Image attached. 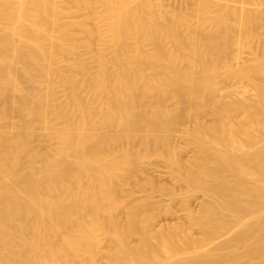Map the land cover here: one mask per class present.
Instances as JSON below:
<instances>
[{
    "label": "bare ground",
    "instance_id": "1",
    "mask_svg": "<svg viewBox=\"0 0 264 264\" xmlns=\"http://www.w3.org/2000/svg\"><path fill=\"white\" fill-rule=\"evenodd\" d=\"M262 31L264 0H0V264H264ZM152 157L181 194L127 189Z\"/></svg>",
    "mask_w": 264,
    "mask_h": 264
},
{
    "label": "rangeland",
    "instance_id": "2",
    "mask_svg": "<svg viewBox=\"0 0 264 264\" xmlns=\"http://www.w3.org/2000/svg\"><path fill=\"white\" fill-rule=\"evenodd\" d=\"M185 3H184V1H178V2H175V3H171V6H175V7H179V6H183ZM249 7V6H248ZM262 32H264V31H262ZM262 34H264V33H262ZM249 54H248V52H246L245 54H243V57L244 58H246V59H248L249 58ZM243 58V59H244ZM245 60V59H244ZM240 89L241 90H245L246 89V91L249 93L250 92V89H248V88H245V89H242L241 87H238V92L240 91ZM231 90H233L232 91V93H234V91H236L237 89H236V87H232L231 88ZM241 92V91H240ZM243 92V91H242ZM246 92V95L248 94ZM251 93H252V91H251ZM244 94H245V91H244ZM250 94V93H249ZM248 94V95H249ZM208 116V115H207ZM201 117L202 116H200L199 118L201 119ZM205 117V119H203ZM210 118H208V117H206V115L205 116H203L202 117V120L204 121V122H209V120H211L212 119V116H209ZM209 120H208V119ZM207 120V121H206ZM190 123H193V122H190L189 121V123L188 122H186L185 123V125H181L180 127H179V131L178 132H175L174 133V135H173V139H174V142H176L177 144H180V142L182 143L184 140H183V138H182V136H181V130H183L184 128H186V127H189V126H191V124ZM188 150V149H187ZM189 152H185L183 155H184V157L185 158H187V156L186 155H188V154H191V150H192V147H190L189 148ZM189 156V155H188ZM142 168L144 169L143 171L145 172V174H144V172H142L143 174H141V172H139L136 176H134V177H131L130 179H128V183H129V185L127 186V189L128 190H130V189H132V191L134 190L135 191V193H134V195H135V197H137V196H141V195H143V194H145L141 189V187H140V184H142L145 180H146V178H150V179H154V181L153 182H155V183H157V185H166V186H173V187H171L172 189H173V191L177 194V195H179V194H181L183 191H184V187L182 186V187H180L181 186V184H179V185H177L178 183H174L171 179H170V176H169V173H170V169L168 168V166H167V164H166V162L164 161V160H162V159H160V158H156V157H152V158H150V159H147V160H145V162H143L142 163ZM149 176V177H148ZM146 177V178H145ZM152 177V178H151ZM130 187V188H129ZM175 187H177V189H178V192H177V189L175 188ZM181 188L183 189V190H181ZM180 189V190H179ZM133 191V192H134ZM181 191V192H180ZM200 193H197V194H195L191 199H190V206L194 209V210H196V208H198L199 207V204H200V202L202 201V197H201V195H199ZM153 197H154V200L156 201H161L163 204L165 203V205L166 206H170L171 208L173 207L174 208V211H176V218L178 219V220H181V221H183L185 218H184V215H183V207H184V205L181 203V202H178L177 201V199L179 200V201H181L180 200V198H178V196L176 197V198H173V199H175V200H173V199H171V197L167 194V193H165V192H159V193H157V192H154L153 193ZM176 202V203H175ZM181 205H183V206H181ZM172 208V209H173ZM177 214L179 215V217L177 216ZM172 217V218H171ZM173 217L174 216H163V219H161V221H160V225L159 226H161V224L163 225V223H164V225H165V223L166 224H168L172 219H173ZM174 217V218H175ZM183 217V218H182ZM160 220V219H159ZM173 220H175L176 221V219H173ZM172 220V221H173ZM172 221H171V223H172ZM174 222V221H173ZM98 264H104L103 263V260L101 261L100 260V262L98 263Z\"/></svg>",
    "mask_w": 264,
    "mask_h": 264
}]
</instances>
